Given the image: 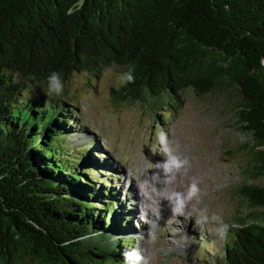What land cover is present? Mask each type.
<instances>
[{
	"label": "trees",
	"instance_id": "16d2710c",
	"mask_svg": "<svg viewBox=\"0 0 264 264\" xmlns=\"http://www.w3.org/2000/svg\"><path fill=\"white\" fill-rule=\"evenodd\" d=\"M111 67L118 93L142 87L166 111L189 89L235 87L250 210L215 264H264V185L249 181L264 175V0H0V264H125L120 186L96 146L73 144L79 106L48 94L53 72L64 86Z\"/></svg>",
	"mask_w": 264,
	"mask_h": 264
},
{
	"label": "rangeland",
	"instance_id": "374dc122",
	"mask_svg": "<svg viewBox=\"0 0 264 264\" xmlns=\"http://www.w3.org/2000/svg\"><path fill=\"white\" fill-rule=\"evenodd\" d=\"M121 82L115 67L100 77L77 72L67 80L62 95L79 106L75 116L83 129L73 144L96 146V153L106 159L120 186L122 204L130 211L132 251L142 257L139 264H202L200 255L207 264H215L234 234L230 230L239 228V217L250 210L237 191L245 181L242 170L254 144L236 123L238 91L232 85L205 94L189 89L182 106L175 108L173 99L166 111L143 94L142 87L140 98L124 97L117 92ZM170 156L178 162L172 168L184 166L193 174L191 202L176 215L168 212L147 219L141 206L133 207L141 193L139 174L149 173L160 158L168 163ZM131 174L136 177L134 187ZM249 181L264 185V175Z\"/></svg>",
	"mask_w": 264,
	"mask_h": 264
},
{
	"label": "bare ground",
	"instance_id": "6f19581e",
	"mask_svg": "<svg viewBox=\"0 0 264 264\" xmlns=\"http://www.w3.org/2000/svg\"><path fill=\"white\" fill-rule=\"evenodd\" d=\"M164 165L165 158H160L157 164L149 169V173L141 172L139 179L137 178V186L141 189V193L139 197H136L138 199L134 200L133 207L136 209L135 204L137 207L141 206L144 215L150 220L168 212L176 215L191 202L189 198L192 189L190 185L193 183V180L189 178L190 174L193 175L191 171L184 166L165 168ZM130 176L129 183H133L134 187L136 177L133 174ZM139 218H135V221L138 222Z\"/></svg>",
	"mask_w": 264,
	"mask_h": 264
},
{
	"label": "clouds",
	"instance_id": "9594fccd",
	"mask_svg": "<svg viewBox=\"0 0 264 264\" xmlns=\"http://www.w3.org/2000/svg\"><path fill=\"white\" fill-rule=\"evenodd\" d=\"M63 92V84L58 73L53 72L48 77V94L50 96H59ZM167 151V149H165ZM177 160L174 157H169L168 163L164 165L165 168H168L170 165H177ZM142 259L140 254L133 250L125 253V264H139V261Z\"/></svg>",
	"mask_w": 264,
	"mask_h": 264
}]
</instances>
